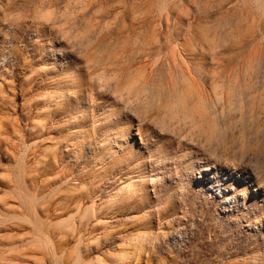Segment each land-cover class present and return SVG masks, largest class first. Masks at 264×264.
<instances>
[{"label": "rangeland", "instance_id": "1", "mask_svg": "<svg viewBox=\"0 0 264 264\" xmlns=\"http://www.w3.org/2000/svg\"><path fill=\"white\" fill-rule=\"evenodd\" d=\"M262 175L264 0H0V264H264Z\"/></svg>", "mask_w": 264, "mask_h": 264}, {"label": "bare ground", "instance_id": "2", "mask_svg": "<svg viewBox=\"0 0 264 264\" xmlns=\"http://www.w3.org/2000/svg\"><path fill=\"white\" fill-rule=\"evenodd\" d=\"M212 168H209L208 166L207 167H204L202 168L203 171H205L203 174L208 177V178H212L213 177V174H214V171L211 170ZM117 262L118 263H121L122 262V257H118L117 259Z\"/></svg>", "mask_w": 264, "mask_h": 264}, {"label": "snow or ice", "instance_id": "3", "mask_svg": "<svg viewBox=\"0 0 264 264\" xmlns=\"http://www.w3.org/2000/svg\"><path fill=\"white\" fill-rule=\"evenodd\" d=\"M114 79V78H113ZM219 102V101H218ZM130 134V133H129ZM151 147V146H150ZM261 179H264V175H262L261 177H260Z\"/></svg>", "mask_w": 264, "mask_h": 264}]
</instances>
